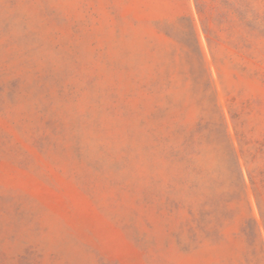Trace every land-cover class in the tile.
Here are the masks:
<instances>
[{
    "label": "rangeland",
    "instance_id": "374dc122",
    "mask_svg": "<svg viewBox=\"0 0 264 264\" xmlns=\"http://www.w3.org/2000/svg\"><path fill=\"white\" fill-rule=\"evenodd\" d=\"M0 264H264V0H0Z\"/></svg>",
    "mask_w": 264,
    "mask_h": 264
}]
</instances>
